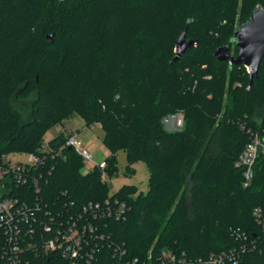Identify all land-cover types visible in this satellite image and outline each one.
<instances>
[{
    "label": "trees",
    "instance_id": "16d2710c",
    "mask_svg": "<svg viewBox=\"0 0 264 264\" xmlns=\"http://www.w3.org/2000/svg\"><path fill=\"white\" fill-rule=\"evenodd\" d=\"M257 6L264 0H0V162L15 153L42 160L41 210L21 220L16 264H71L46 256L44 241L90 204L124 213L95 221L85 250L94 257L84 264H113L116 247L130 258L151 249L196 259L237 250L240 264H264V225L253 220L255 209L264 212V167L249 187L236 167L249 139L242 126L255 125L259 111L264 118V59L250 84L246 67L214 57L227 45L238 55L233 36ZM186 29L198 45L172 64ZM74 113L103 129L112 153L148 164L146 193L125 185L110 196L98 166L83 175L82 158L61 150L67 135L45 142ZM178 113L183 129H167L163 120ZM3 236L0 264L15 246Z\"/></svg>",
    "mask_w": 264,
    "mask_h": 264
},
{
    "label": "built area",
    "instance_id": "2783aa9c",
    "mask_svg": "<svg viewBox=\"0 0 264 264\" xmlns=\"http://www.w3.org/2000/svg\"><path fill=\"white\" fill-rule=\"evenodd\" d=\"M248 74L249 70L246 68ZM165 123L170 124L169 130H181L185 124L183 113H178L174 117L165 119ZM242 129L249 135L236 167L242 169L244 187H249L255 177L257 165L264 167V118L255 120V125L244 124ZM87 142V141H86ZM81 142L78 133H71L67 136L63 149L74 150L81 158L83 163L95 160L96 155L89 144ZM41 158L33 153H27L25 161L15 160L12 154L3 157L0 162V185L3 193L0 195V233L4 234L2 238L10 244H18L21 239V220L37 218L41 210L40 206V167ZM98 169L104 172L107 168V161H96ZM32 188L33 196H30L27 187ZM115 203L119 204L118 200ZM110 205L107 202L106 205ZM124 213V207L117 205L114 209L108 207L103 211L100 205L90 204L84 207L82 211L76 214L75 219L65 222L61 220L57 226L56 233L52 238H40L44 241V250L46 256L52 253L59 254L60 258L70 261L71 264H84L94 257L93 254H86V246L95 241V232L99 228L97 223L104 222L109 218H121ZM64 215L59 213V218ZM88 217L87 221L84 218ZM55 222V217H51ZM253 220L258 225H264V212L262 209H255ZM46 230L50 231L51 226L47 224ZM29 235H34L35 230H29ZM237 239L247 241V235L237 234ZM102 238V234H101ZM4 240V241H5ZM247 246H242V250ZM113 254V264H240V253L237 250L230 252L211 253L206 258H193L186 254H179L172 249H164L156 253L151 249L143 257L130 258L126 251H121L119 247L115 248ZM19 245L11 247L7 251L8 260L2 264H16L19 255H21ZM15 255V256H14Z\"/></svg>",
    "mask_w": 264,
    "mask_h": 264
},
{
    "label": "rangeland",
    "instance_id": "374dc122",
    "mask_svg": "<svg viewBox=\"0 0 264 264\" xmlns=\"http://www.w3.org/2000/svg\"><path fill=\"white\" fill-rule=\"evenodd\" d=\"M234 49V46H232L231 55H234ZM28 105L27 102H23L24 108H28ZM261 115L262 112L259 111L254 116V120H260ZM174 116L175 115L167 116L165 119ZM165 119L163 123L168 129L170 124L165 123ZM71 133H78L81 142H86V140L89 139L97 145L95 151L93 150L96 155L95 160L84 163L81 168V173L83 175L89 174L94 170L96 161L99 162L107 159L108 162V158L114 155L116 169L112 174H109L108 171L104 172V181L108 185L110 196L115 195L125 185H135L138 188V193H146L148 191L150 183V170L148 164L144 161H137L130 164L127 160L126 152L123 150L112 153L103 143L105 137L103 129L99 125L88 127L85 119L78 113L72 114L69 118L53 126L46 134L45 142H49L60 134L69 136ZM12 156L15 160L25 161L27 153H15L12 154ZM2 193L3 189L2 185H0V195Z\"/></svg>",
    "mask_w": 264,
    "mask_h": 264
},
{
    "label": "water",
    "instance_id": "95a60500",
    "mask_svg": "<svg viewBox=\"0 0 264 264\" xmlns=\"http://www.w3.org/2000/svg\"><path fill=\"white\" fill-rule=\"evenodd\" d=\"M53 38V36H50ZM232 42L239 49L237 56L229 53L230 46H221L214 53L220 62H228L229 67L244 66L249 70L250 84L259 77V70L264 59V9L257 6L251 13L250 19L243 23L235 32ZM198 45V40L187 38V29L179 37L175 58L171 63H176L186 52Z\"/></svg>",
    "mask_w": 264,
    "mask_h": 264
},
{
    "label": "crops",
    "instance_id": "0c3cea01",
    "mask_svg": "<svg viewBox=\"0 0 264 264\" xmlns=\"http://www.w3.org/2000/svg\"><path fill=\"white\" fill-rule=\"evenodd\" d=\"M87 142V144H89L90 146H91V148L95 151V148H97V145L96 144H94V142L92 141V140H86Z\"/></svg>",
    "mask_w": 264,
    "mask_h": 264
}]
</instances>
